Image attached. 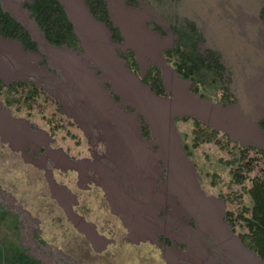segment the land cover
Returning <instances> with one entry per match:
<instances>
[{
  "label": "rangeland",
  "instance_id": "obj_1",
  "mask_svg": "<svg viewBox=\"0 0 264 264\" xmlns=\"http://www.w3.org/2000/svg\"><path fill=\"white\" fill-rule=\"evenodd\" d=\"M24 1L0 0L36 45L0 37V79L22 84L0 95V243L41 264H264L240 243V222L230 230L225 219L250 206L224 164L232 154L195 146L192 132L197 120L264 155V0H104L116 42L83 0H57L74 49L47 44ZM181 18L196 24L201 50L216 52L230 102L191 92L164 57ZM154 73L161 95L144 82ZM121 119L137 125L154 168Z\"/></svg>",
  "mask_w": 264,
  "mask_h": 264
},
{
  "label": "trees",
  "instance_id": "obj_2",
  "mask_svg": "<svg viewBox=\"0 0 264 264\" xmlns=\"http://www.w3.org/2000/svg\"><path fill=\"white\" fill-rule=\"evenodd\" d=\"M83 2L89 15L109 31L110 38L115 42L119 41V33L111 25L104 0H83ZM23 6L47 44L69 49L76 48L77 39L72 24L57 0H25ZM153 28L159 29L156 25H153ZM170 30L173 36L172 45L163 50V55L167 61H171V65L180 77L190 81L189 90L200 96L217 98L223 103L230 102L222 65L214 50L209 48L201 50L202 38L196 24L188 18H181L171 26ZM0 37L17 41L24 50L36 49L35 42L24 27L1 6ZM126 59L131 63L129 55ZM144 82L150 86L154 94L163 93L156 73L151 78L144 79ZM20 86L22 84L19 82L4 84L0 79V95L3 89L12 92ZM28 87L31 95L29 98L33 99L39 90L34 85ZM257 125L264 135V119L259 120ZM192 130L195 146L211 142L232 154L224 164L229 168L231 182L239 185L242 193L248 195L250 206H241L234 218L231 212H227L225 219L230 230H233L234 221L240 222L245 229L244 232L237 234L240 243L264 261L263 153L257 147H240L234 143L229 145L226 136H218L215 130L197 120L192 121ZM250 153L252 155H249ZM259 163L261 166L257 168V173L248 177ZM246 180L249 182L248 186L243 184ZM4 216L5 212L0 209V218ZM6 245L0 243V264H41L28 255L17 242H8Z\"/></svg>",
  "mask_w": 264,
  "mask_h": 264
},
{
  "label": "bare ground",
  "instance_id": "obj_3",
  "mask_svg": "<svg viewBox=\"0 0 264 264\" xmlns=\"http://www.w3.org/2000/svg\"><path fill=\"white\" fill-rule=\"evenodd\" d=\"M108 104H110V103L103 101L104 109L105 110H112L113 108L111 109L110 105H108ZM111 112L114 113V115H115L116 110L113 109V111H111ZM121 120H122L123 125H126L127 130L129 131L127 133V136L130 138L134 147L136 149H138L139 152L142 154L141 158L143 159V162H142L143 165L150 166L151 168H154L155 167L154 166L155 160L151 156H149L145 151H143L140 141L138 140V138H136L137 130L135 128L137 125L135 124V127H134V125H132V123L130 121H128L126 119H121ZM166 154L171 157V160L173 161V164H174L175 168L177 169L179 175L182 176V178L185 177L184 179L188 178V171L185 168V164L180 160L179 156L175 152V149L173 147L169 148L166 151ZM146 168H149V167H146Z\"/></svg>",
  "mask_w": 264,
  "mask_h": 264
}]
</instances>
